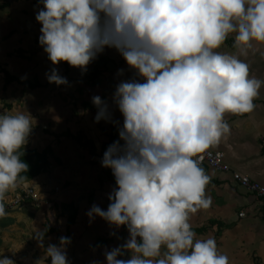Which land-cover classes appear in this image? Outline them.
Masks as SVG:
<instances>
[{
  "label": "clouds",
  "instance_id": "obj_1",
  "mask_svg": "<svg viewBox=\"0 0 264 264\" xmlns=\"http://www.w3.org/2000/svg\"><path fill=\"white\" fill-rule=\"evenodd\" d=\"M34 8L50 83L69 84L61 61L83 73L106 48L134 70L110 100L92 96L94 120L116 124L119 138L101 159L115 178L110 202L86 215L129 234L90 264H230L214 236L198 237L191 215L212 203L201 162L231 134L226 114L253 112L264 87L246 60L221 50L230 35L242 54L264 43V0H37ZM35 123L29 111H0V217L7 194L27 179L21 157ZM46 232L33 234L46 264H72L71 236L45 244ZM0 264L16 262L0 253Z\"/></svg>",
  "mask_w": 264,
  "mask_h": 264
},
{
  "label": "crops",
  "instance_id": "obj_2",
  "mask_svg": "<svg viewBox=\"0 0 264 264\" xmlns=\"http://www.w3.org/2000/svg\"><path fill=\"white\" fill-rule=\"evenodd\" d=\"M15 1L23 5L27 2L28 9L8 15L10 20L2 18L0 56L9 60L4 64L0 59V64L20 80L41 83L26 90V85L18 81L12 89L13 97L23 101L19 111H29L36 121L25 149H48L50 165L7 194V215L0 217V253L16 264H37L38 260L46 264L33 234L37 229H47L45 244L59 243L62 235L71 236L67 251L72 264L105 261V246L110 249L123 243L129 233L126 226L115 229L99 216L89 222L86 215L93 203L106 209L110 202L108 193L115 186V178L110 168L102 166L101 159L107 146L119 138L116 124L94 120L97 108L92 96L110 100L116 84L131 78L134 70L114 48H106L83 73L79 67L61 61L57 67L69 84L50 83L45 72L52 62L38 43L41 24L35 18L37 2ZM11 22L12 26L8 24ZM221 50L239 55L248 62L253 75L264 79V43L256 42L253 49L242 54L230 35ZM120 68L125 70L123 76L117 75ZM260 92L253 112L226 114L231 134L211 149L225 152L231 171L202 166L211 176L207 194L212 203L191 215L198 237L214 236L230 264H264V198L241 186L232 174L237 170L264 185V87ZM113 119L122 123L118 109H113ZM27 186L38 192L37 199L26 195ZM18 193H22L19 204L8 206ZM74 213L75 221L69 225ZM112 231L115 235L110 234Z\"/></svg>",
  "mask_w": 264,
  "mask_h": 264
},
{
  "label": "built area",
  "instance_id": "obj_3",
  "mask_svg": "<svg viewBox=\"0 0 264 264\" xmlns=\"http://www.w3.org/2000/svg\"><path fill=\"white\" fill-rule=\"evenodd\" d=\"M206 165L214 170L219 171H231L229 163L226 161L225 152L216 149H209L208 154H205V159L201 162V166ZM234 179L247 190L256 193L257 195L264 198V185L259 181L252 179L249 175L243 174L237 170L232 171ZM26 195L31 196L34 199L38 198V192L33 187L26 188ZM22 200V193H18L8 203V206L12 207L19 204Z\"/></svg>",
  "mask_w": 264,
  "mask_h": 264
},
{
  "label": "rangeland",
  "instance_id": "obj_4",
  "mask_svg": "<svg viewBox=\"0 0 264 264\" xmlns=\"http://www.w3.org/2000/svg\"><path fill=\"white\" fill-rule=\"evenodd\" d=\"M5 1L6 0H0V26H2V24H1L2 18H4V20L5 19H9V16L11 17V14H16L19 11L28 9V3L27 2L23 5L21 2L16 3L15 0H11V2H9L8 4H6L5 6L2 7L1 5ZM31 2H34V0H32ZM35 2H36V0H35ZM7 5H8V7H6ZM20 5L23 6V7L20 8L19 7ZM12 22L8 23V24H10V26H12ZM251 56H254V55H251ZM0 59H1L2 62H4L7 59L9 60V58H7L6 56H3V55L0 56ZM4 64H5V62H4ZM7 66H8V68H10V70H12V65L11 64L10 65L8 64ZM18 73L21 75L23 72L21 71V72H18ZM3 79H4V73L0 72V111H6V112L19 111V109H20L19 107L21 106L20 103H22L23 101H20L17 97H15V98L13 97L14 89H12L13 83H16L18 81H15V82L12 81L10 83H6V80H5V84H4ZM16 85H17V83H16ZM7 86H9V89H7ZM26 90H28V89H26ZM6 100H8V101H6Z\"/></svg>",
  "mask_w": 264,
  "mask_h": 264
},
{
  "label": "trees",
  "instance_id": "obj_5",
  "mask_svg": "<svg viewBox=\"0 0 264 264\" xmlns=\"http://www.w3.org/2000/svg\"><path fill=\"white\" fill-rule=\"evenodd\" d=\"M37 2V0H36ZM8 3V1H5L4 4L1 6H5ZM0 71L4 73V77L6 80V83H10L12 81H20L24 83L27 88H35L41 85L39 81H30V80H20L18 76L12 74L5 66L0 64ZM49 152L48 149H44L43 151H38L33 148L25 149L23 156L21 157L24 159L29 165V170L27 173H24V175L27 178H33L40 173L44 172L50 165V159H49ZM75 213L72 214L69 218V225H71L75 221Z\"/></svg>",
  "mask_w": 264,
  "mask_h": 264
}]
</instances>
